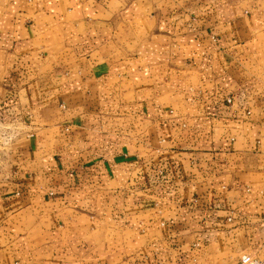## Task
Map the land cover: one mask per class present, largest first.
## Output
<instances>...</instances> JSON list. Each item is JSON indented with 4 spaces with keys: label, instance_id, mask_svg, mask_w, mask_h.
<instances>
[{
    "label": "crops",
    "instance_id": "crops-1",
    "mask_svg": "<svg viewBox=\"0 0 264 264\" xmlns=\"http://www.w3.org/2000/svg\"><path fill=\"white\" fill-rule=\"evenodd\" d=\"M0 74V264L264 253V0H0Z\"/></svg>",
    "mask_w": 264,
    "mask_h": 264
},
{
    "label": "rangeland",
    "instance_id": "rangeland-1",
    "mask_svg": "<svg viewBox=\"0 0 264 264\" xmlns=\"http://www.w3.org/2000/svg\"><path fill=\"white\" fill-rule=\"evenodd\" d=\"M1 76L0 74V97L5 93ZM3 104L0 106V184H7L18 182L21 174L28 171V135L37 129L27 119L29 114L25 116L18 108H9ZM58 131L55 128L54 132L60 134Z\"/></svg>",
    "mask_w": 264,
    "mask_h": 264
},
{
    "label": "built area",
    "instance_id": "built-area-1",
    "mask_svg": "<svg viewBox=\"0 0 264 264\" xmlns=\"http://www.w3.org/2000/svg\"><path fill=\"white\" fill-rule=\"evenodd\" d=\"M232 102L231 98L227 99ZM240 264H264V253L260 251H247L240 254Z\"/></svg>",
    "mask_w": 264,
    "mask_h": 264
}]
</instances>
